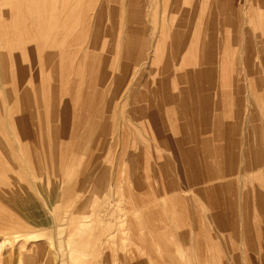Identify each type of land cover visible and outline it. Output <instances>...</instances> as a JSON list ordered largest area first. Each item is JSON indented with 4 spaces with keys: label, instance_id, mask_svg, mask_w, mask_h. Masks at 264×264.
<instances>
[{
    "label": "rangeland",
    "instance_id": "374dc122",
    "mask_svg": "<svg viewBox=\"0 0 264 264\" xmlns=\"http://www.w3.org/2000/svg\"><path fill=\"white\" fill-rule=\"evenodd\" d=\"M128 263L264 264V0H0V264Z\"/></svg>",
    "mask_w": 264,
    "mask_h": 264
},
{
    "label": "crops",
    "instance_id": "0c3cea01",
    "mask_svg": "<svg viewBox=\"0 0 264 264\" xmlns=\"http://www.w3.org/2000/svg\"><path fill=\"white\" fill-rule=\"evenodd\" d=\"M237 131H238V128L236 126L226 125L225 127H223V125H222V127H221L222 134H221L220 138L222 140L228 139V140L232 141L234 138V135L237 134ZM230 145H231V147H233L234 143L232 142Z\"/></svg>",
    "mask_w": 264,
    "mask_h": 264
},
{
    "label": "bare ground",
    "instance_id": "6f19581e",
    "mask_svg": "<svg viewBox=\"0 0 264 264\" xmlns=\"http://www.w3.org/2000/svg\"><path fill=\"white\" fill-rule=\"evenodd\" d=\"M46 10V9H45ZM185 25V24H184ZM187 36V35H186ZM3 37V36H2ZM51 58V57H49ZM19 68V67H18ZM31 73V72H30ZM44 77V76H43ZM64 86V85H63ZM52 105V104H51ZM147 111V110H146ZM149 115V114H148ZM150 116V115H149ZM148 116V117H149ZM153 118V117H152ZM11 120V119H10ZM159 122V121H158ZM160 124V123H159ZM121 129V128H120ZM141 129V128H140ZM120 131V130H119ZM162 131V130H161ZM165 131V130H164ZM163 132V131H162ZM10 133V132H9ZM168 135V134H167ZM171 136V135H170ZM29 137V136H28ZM2 141V140H1ZM30 141V140H29ZM16 142V141H15ZM19 142V141H18ZM17 143V142H16ZM119 147V146H118ZM153 155V154H152ZM154 157V156H153ZM102 168V167H101ZM169 168V167H168ZM165 170V169H164ZM108 182V181H107ZM83 225V224H82ZM77 226V225H76ZM55 228V227H54ZM76 229V228H75ZM68 230V229H67ZM72 233V232H71ZM51 234V233H50ZM74 234V233H73ZM111 238V237H110ZM72 240V239H71ZM83 240V239H82ZM67 243V242H66ZM68 244V243H67ZM87 244V243H86ZM88 248V247H87ZM91 248V247H90ZM83 250V249H82ZM86 251V250H85ZM91 251V250H90ZM86 254V253H85ZM84 259V258H83ZM94 262V261H93ZM129 264V263H128Z\"/></svg>",
    "mask_w": 264,
    "mask_h": 264
}]
</instances>
